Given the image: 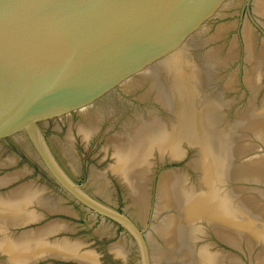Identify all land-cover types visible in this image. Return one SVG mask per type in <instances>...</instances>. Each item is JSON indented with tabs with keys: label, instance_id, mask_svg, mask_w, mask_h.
Wrapping results in <instances>:
<instances>
[{
	"label": "water",
	"instance_id": "95a60500",
	"mask_svg": "<svg viewBox=\"0 0 264 264\" xmlns=\"http://www.w3.org/2000/svg\"><path fill=\"white\" fill-rule=\"evenodd\" d=\"M0 264H264V0H0Z\"/></svg>",
	"mask_w": 264,
	"mask_h": 264
}]
</instances>
